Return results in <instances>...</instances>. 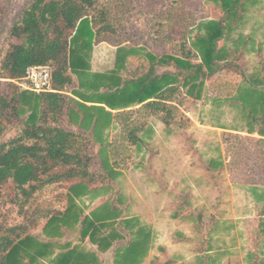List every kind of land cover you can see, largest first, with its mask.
I'll use <instances>...</instances> for the list:
<instances>
[{"label":"trees","instance_id":"16d2710c","mask_svg":"<svg viewBox=\"0 0 264 264\" xmlns=\"http://www.w3.org/2000/svg\"><path fill=\"white\" fill-rule=\"evenodd\" d=\"M119 5L108 0H30L10 29L13 41L0 64V139L12 126L23 122L25 108L29 114L21 130L0 143V188L11 180L23 196L21 209L31 211L25 223L9 224L0 215V264H37L51 257L52 264H104L97 250L71 241L62 244L57 239L74 230L80 232L82 239L89 236L101 252H107L123 238L120 227L130 229L135 224L134 219L125 216L123 195H118L115 203L106 201L92 215H86L78 201L91 194L99 196L101 192L114 191L123 170L134 164L146 165L144 160H136L134 154L146 144L141 133L152 119H158L168 130L174 126L189 127L190 118L182 109L188 99L179 85V74L155 73L157 64H173L178 72H188L184 84L189 87L191 101L201 97L204 87L201 79L225 71L220 87L234 93L231 97L241 102L248 119L245 130L250 134L258 132L261 137L228 134L239 143L252 142L255 151L264 154V75L256 72L247 76L240 68L239 60L246 51L243 38L235 40L238 46L219 45L221 40L231 39L237 24L240 25L246 0H221L220 19L209 22L204 27L205 35L198 37L202 59L189 44L188 34H177L174 30L183 16L177 14L172 18L171 28L163 31L162 22L157 28L147 18L146 25L138 26L141 15L147 13L136 8L125 17L126 11ZM123 19L126 22L122 25ZM105 35L146 41L154 51L166 43L171 51L162 55L150 51L146 57L152 65L140 76L126 79L119 68L111 73H93L90 52ZM126 54L118 61V67L119 63L125 66L128 58L143 56L135 49ZM30 66L50 68L52 90L20 89L14 81L25 77ZM74 76L79 80L78 89H72L76 83ZM113 121L122 129L108 142L103 129ZM94 145L99 150H94ZM64 181L76 183L69 188L63 212L26 208L37 192ZM184 198L178 207H174V201L172 216L196 224V236H201L202 213L183 214L190 204V195L185 194ZM261 214L264 216V210ZM42 219L47 220L43 234L48 240L25 236ZM99 223L114 228L100 236ZM175 240L196 242L195 237L179 232ZM152 241L151 230L138 224L130 243L116 253L115 264H141ZM210 248L202 246L199 251ZM207 257L208 253L202 254L203 259H197L196 263L207 264ZM250 258L254 260L252 253ZM161 262L178 263L174 258L152 260V264ZM255 264H264V260Z\"/></svg>","mask_w":264,"mask_h":264},{"label":"rangeland","instance_id":"374dc122","mask_svg":"<svg viewBox=\"0 0 264 264\" xmlns=\"http://www.w3.org/2000/svg\"><path fill=\"white\" fill-rule=\"evenodd\" d=\"M29 1L0 0V64L5 50L13 41L10 29ZM108 1L119 3L126 11L125 17L129 10L136 8L141 9L142 13L146 12V15H141L138 26L146 25L147 18L151 22L150 25L157 28H160L158 23L162 22V29L165 31L171 28L173 17L177 14L183 16L182 23L175 26L174 30L177 34H188L189 44L197 51L199 59H202V51L197 44L198 37L205 35L204 27L209 22L220 19L222 10L221 0ZM246 2V12L240 25L237 24L232 33V38L221 40L219 45L226 43L229 47L238 46L235 40L243 38L246 51L239 60L242 71L247 76L254 72L262 76L264 0ZM125 22L123 19L122 25ZM170 48L171 46L165 43L154 51L152 44L146 41L135 42L123 35H105L95 42L90 52V71L111 73L119 68L121 75L126 79L140 76L152 65L146 57L148 53H152L150 51H159V55L165 52L169 54ZM129 49L137 50L143 58L133 56L128 58L125 66L119 63L121 67H118V61L127 56ZM154 70L155 73H178L183 94L186 99L191 98L189 87L184 84L186 77H189L187 71L180 73L173 64H157ZM225 74V71L220 70L201 79L204 81L201 97L196 101H185L182 109L190 118L188 128L174 126L168 130L158 119L150 121L148 128L141 133L146 144L141 145L134 154L136 160H144L145 166L134 164L123 170L112 192H101L99 196L91 194L79 199L85 214L92 215V212L106 201L115 203L118 195H123L125 216L134 219L135 224L130 229L120 227L122 239L115 242L107 252H101L89 236L82 239L80 232L74 230L66 231L64 237L57 241L62 244L71 241L73 244L79 243L86 248L97 250L104 264H115L116 253L130 243L132 234L140 224L153 233L151 247L141 264H152L155 257L161 261L174 258L177 262L195 264L197 257L200 259V254L205 252L199 251L202 246L212 247L209 255H212L213 260L207 261V264H255L261 259L264 260V216L261 214L264 210V154L256 152L252 142L239 143L228 134L242 133L248 119L241 102L231 97L234 93L231 94L220 87V80ZM74 77L76 83L72 89H78L79 80ZM27 111L28 108H25L26 113L22 114V125L28 117ZM21 124L8 129L0 143L20 131ZM121 129V126L113 121L103 129V133L110 142ZM97 149L99 150V147L94 145V150ZM73 183L76 181H64L60 185L44 188L36 193L26 208L51 209L55 214L63 212L67 207V196ZM157 190L159 192H156ZM185 194L190 195V204H187L182 213H202L204 224L201 236H196V224L190 221L179 222L172 218L174 201V207H178V204L185 200ZM175 195L178 197L175 198ZM21 199L22 194L11 180L0 188V215L4 221L9 224L28 221L27 214L29 215L31 210L27 213L21 209ZM177 209L175 211H178ZM154 211L157 213H153ZM46 221L42 219L39 224L28 230L25 236L34 235L43 241L48 240L43 234ZM155 224L157 227L153 228ZM99 226L100 236L107 235L114 228L103 223ZM177 232L195 237L196 242L183 241L184 243L178 244L174 239ZM250 253L255 261L250 258ZM52 259L53 257L46 258L37 264H52Z\"/></svg>","mask_w":264,"mask_h":264},{"label":"built area","instance_id":"2783aa9c","mask_svg":"<svg viewBox=\"0 0 264 264\" xmlns=\"http://www.w3.org/2000/svg\"><path fill=\"white\" fill-rule=\"evenodd\" d=\"M23 90L35 92L52 90V77L50 68L47 66H30L26 75L21 80H15Z\"/></svg>","mask_w":264,"mask_h":264},{"label":"crops","instance_id":"0c3cea01","mask_svg":"<svg viewBox=\"0 0 264 264\" xmlns=\"http://www.w3.org/2000/svg\"><path fill=\"white\" fill-rule=\"evenodd\" d=\"M241 69H242V67H241ZM255 73V72H254ZM262 73H263V75H264V68H263V70H262ZM262 75V76H263ZM243 132L242 133H240V134H246V135H252V136H254V137H261L260 136V134L257 132H255V133H252V134H250V133H248L246 130H242ZM235 132H237V131H235ZM156 192H159V190H157ZM153 213H157V212H153ZM172 218L173 219H175V220H179V222H185V223H188V221L187 220H182L181 218H174L173 216H172ZM157 227V225L155 224V225H153V228H156ZM184 234H186V233H184ZM174 239H175V237H174ZM176 241V240H175ZM176 242H178V241H176ZM182 242L183 241H179L178 242V244H182ZM184 243V242H183ZM211 250H212V248H210L208 251H206V252H204V254H206V253H208V254H211ZM200 258H201V254H200ZM197 259H199V257H197ZM196 259V260H197ZM201 259H203V258H201ZM207 260H208V262H211V260H213L212 259V255H210V257H207ZM176 264H184L183 263V261H179L178 263H176ZM189 264V263H188Z\"/></svg>","mask_w":264,"mask_h":264}]
</instances>
